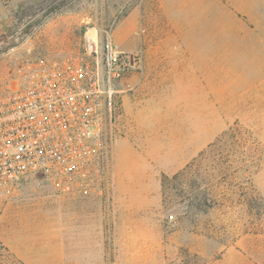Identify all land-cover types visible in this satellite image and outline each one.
<instances>
[{"label": "rangeland", "instance_id": "1", "mask_svg": "<svg viewBox=\"0 0 264 264\" xmlns=\"http://www.w3.org/2000/svg\"><path fill=\"white\" fill-rule=\"evenodd\" d=\"M129 9L125 0H0V85L26 59L79 55L87 28L110 30ZM125 95L112 155L89 187L61 194L30 179L0 190V264H264V134L233 126L161 181L159 195L131 154L118 156Z\"/></svg>", "mask_w": 264, "mask_h": 264}, {"label": "crops", "instance_id": "2", "mask_svg": "<svg viewBox=\"0 0 264 264\" xmlns=\"http://www.w3.org/2000/svg\"><path fill=\"white\" fill-rule=\"evenodd\" d=\"M125 5L112 39L123 53L142 52L144 66L123 80L118 156L131 154L160 195L163 176L183 171L233 126L264 134V0Z\"/></svg>", "mask_w": 264, "mask_h": 264}, {"label": "built area", "instance_id": "3", "mask_svg": "<svg viewBox=\"0 0 264 264\" xmlns=\"http://www.w3.org/2000/svg\"><path fill=\"white\" fill-rule=\"evenodd\" d=\"M143 66L142 52L119 51L96 25L79 55L20 63L0 85V190L30 179L61 194L89 187L111 154L123 80Z\"/></svg>", "mask_w": 264, "mask_h": 264}, {"label": "trees", "instance_id": "4", "mask_svg": "<svg viewBox=\"0 0 264 264\" xmlns=\"http://www.w3.org/2000/svg\"><path fill=\"white\" fill-rule=\"evenodd\" d=\"M185 170H186V169H184V170L182 171V173H184ZM182 173H178V174L174 175V178H177V177L180 176ZM167 181H168V176H163V177H162V186H163V187H165Z\"/></svg>", "mask_w": 264, "mask_h": 264}]
</instances>
